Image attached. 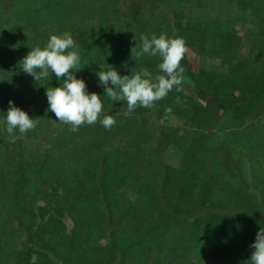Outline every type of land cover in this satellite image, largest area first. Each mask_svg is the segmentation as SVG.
Here are the masks:
<instances>
[{"label": "trees", "instance_id": "obj_1", "mask_svg": "<svg viewBox=\"0 0 264 264\" xmlns=\"http://www.w3.org/2000/svg\"><path fill=\"white\" fill-rule=\"evenodd\" d=\"M235 11V20L222 14ZM65 31L80 52L77 77L98 94L99 65L163 74L159 56L136 55L141 36L183 37V79L197 99L181 84L125 114L126 101L102 98L101 117L115 124L98 118L71 131L47 111L46 88L60 81H35L21 62ZM10 100L38 118L14 142L3 122ZM173 116L182 129L167 124ZM214 129L218 138L187 145ZM171 150L188 159L185 169L165 163ZM42 203L72 229L55 214L42 221ZM261 227L264 0H0V264H197L211 255L250 264Z\"/></svg>", "mask_w": 264, "mask_h": 264}, {"label": "clouds", "instance_id": "obj_2", "mask_svg": "<svg viewBox=\"0 0 264 264\" xmlns=\"http://www.w3.org/2000/svg\"><path fill=\"white\" fill-rule=\"evenodd\" d=\"M140 39L141 44L136 55L159 56L161 62L158 69L163 74L153 76L144 69L135 72L131 70L130 74L121 75L117 68L108 63L110 67L107 69L99 65L100 70L95 74L99 85L104 89L103 94L89 92L86 81L77 77L76 72L80 70V52L71 32L51 34L43 47H32L21 60L22 70L33 76L35 81L53 75L60 81L59 86L46 88L47 111L55 114L57 122L68 124L71 131H76L79 126L94 124L99 118L104 128H111L116 121L113 115L101 117L104 107L102 98L114 102L126 101L127 114L136 107H152L156 101L163 99L182 83L185 69L181 60L188 51L184 38L161 33L152 34L150 38L141 36ZM37 119L10 100L3 117L10 142L17 139L14 132H28L35 127ZM250 248L253 249L250 264H264V227L259 229Z\"/></svg>", "mask_w": 264, "mask_h": 264}, {"label": "rangeland", "instance_id": "obj_3", "mask_svg": "<svg viewBox=\"0 0 264 264\" xmlns=\"http://www.w3.org/2000/svg\"><path fill=\"white\" fill-rule=\"evenodd\" d=\"M222 14H223V16H228L230 19L235 20L237 18L238 12L235 11V12L229 13V14H227L226 12H222ZM169 19H170V21H172L171 16L169 17ZM237 28L239 29L240 33L242 34L244 31V27L240 24H237ZM203 65L207 70L215 71L218 69V63L215 61L209 60L207 58H204ZM181 84L183 85L184 91L187 95L191 96L192 98L197 99V94L194 91L189 80L183 79ZM154 117H155V115H154ZM155 120H157V119L155 118ZM164 123L165 122H163V121H156V124L158 126H162ZM167 124L169 126H172V127H179L181 129L183 128L182 123L177 118H175L174 116L172 118H170V120L167 122ZM206 136H214L215 138H218L219 137V131H218V129H214L211 132L206 133V134L205 133L204 134H197L196 133L194 135H191L188 138V144L187 145H190L193 142H199L200 140H202ZM164 161L166 164H169V165L174 166V167L179 168V169H185L187 164H188V159H184L181 154L176 153L173 150L165 152ZM51 214H55V215L59 216L67 225L68 230L72 229L73 223L67 215L55 210L53 207H51L45 203H42L41 208H40L41 220L43 221V220L47 219L48 216H50ZM219 262H220V260L218 259V257L216 255L200 257V259L197 260V264H218ZM169 264H191V263L190 262H184V261H181L179 259L174 258V259H171L169 261Z\"/></svg>", "mask_w": 264, "mask_h": 264}]
</instances>
